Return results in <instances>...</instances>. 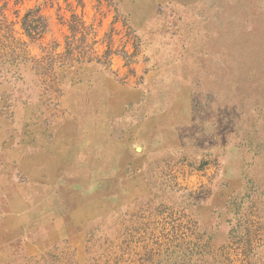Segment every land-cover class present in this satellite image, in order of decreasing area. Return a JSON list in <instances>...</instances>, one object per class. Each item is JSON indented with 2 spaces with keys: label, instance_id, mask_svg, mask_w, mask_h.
<instances>
[{
  "label": "rangeland",
  "instance_id": "374dc122",
  "mask_svg": "<svg viewBox=\"0 0 264 264\" xmlns=\"http://www.w3.org/2000/svg\"><path fill=\"white\" fill-rule=\"evenodd\" d=\"M1 7L0 264H264V0Z\"/></svg>",
  "mask_w": 264,
  "mask_h": 264
},
{
  "label": "trees",
  "instance_id": "16d2710c",
  "mask_svg": "<svg viewBox=\"0 0 264 264\" xmlns=\"http://www.w3.org/2000/svg\"><path fill=\"white\" fill-rule=\"evenodd\" d=\"M3 8H0V12L4 14ZM21 22L25 33L33 40L40 39L48 28V24L40 13V9H29Z\"/></svg>",
  "mask_w": 264,
  "mask_h": 264
}]
</instances>
